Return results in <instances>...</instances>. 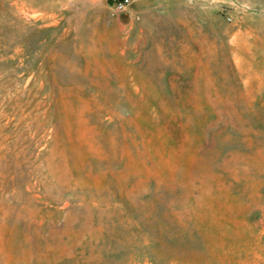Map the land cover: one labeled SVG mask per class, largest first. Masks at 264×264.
<instances>
[{
	"label": "rangeland",
	"instance_id": "obj_1",
	"mask_svg": "<svg viewBox=\"0 0 264 264\" xmlns=\"http://www.w3.org/2000/svg\"><path fill=\"white\" fill-rule=\"evenodd\" d=\"M0 264H264V0H0Z\"/></svg>",
	"mask_w": 264,
	"mask_h": 264
},
{
	"label": "built area",
	"instance_id": "obj_2",
	"mask_svg": "<svg viewBox=\"0 0 264 264\" xmlns=\"http://www.w3.org/2000/svg\"><path fill=\"white\" fill-rule=\"evenodd\" d=\"M115 13H125L132 8L134 0H109Z\"/></svg>",
	"mask_w": 264,
	"mask_h": 264
},
{
	"label": "crops",
	"instance_id": "obj_3",
	"mask_svg": "<svg viewBox=\"0 0 264 264\" xmlns=\"http://www.w3.org/2000/svg\"><path fill=\"white\" fill-rule=\"evenodd\" d=\"M131 12H132V13H134V12H135V10H132Z\"/></svg>",
	"mask_w": 264,
	"mask_h": 264
}]
</instances>
